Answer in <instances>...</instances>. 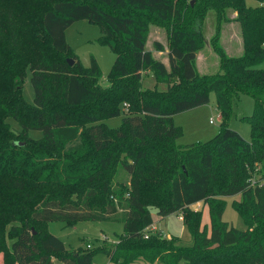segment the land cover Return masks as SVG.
I'll return each instance as SVG.
<instances>
[{"label": "trees", "instance_id": "1", "mask_svg": "<svg viewBox=\"0 0 264 264\" xmlns=\"http://www.w3.org/2000/svg\"><path fill=\"white\" fill-rule=\"evenodd\" d=\"M244 0H43L33 16L0 0V253L3 264H93L103 251L113 264H264V4ZM215 12L212 47L220 72L199 75L202 23ZM232 12L233 17L229 16ZM100 28L115 52L107 86L94 56L84 66L66 29L77 20ZM236 21L243 52L219 43L222 23ZM154 25L168 33L167 65L146 46ZM153 47L163 51L155 40ZM77 57L72 65L69 57ZM30 72L33 102L22 95ZM146 71L166 89L143 88ZM215 93L220 129L205 142L181 146L173 115L209 102ZM240 93L253 99L241 117L250 139L229 127ZM121 124L104 121L122 114ZM20 126L13 130L7 122ZM42 132L36 139L29 136ZM121 155L123 157H121ZM244 222L222 219L225 197ZM208 205L209 227L202 226ZM183 215L192 244L151 232V209ZM121 220L114 246L67 249L46 229L50 221ZM148 234L145 237V234Z\"/></svg>", "mask_w": 264, "mask_h": 264}, {"label": "rangeland", "instance_id": "2", "mask_svg": "<svg viewBox=\"0 0 264 264\" xmlns=\"http://www.w3.org/2000/svg\"><path fill=\"white\" fill-rule=\"evenodd\" d=\"M248 7H255L259 4L258 0H244ZM43 0H8V3L13 7L14 11H24L26 6L31 7L27 12L33 16L34 11H37V6L42 4ZM264 4V0L260 1ZM229 16H233L229 12ZM203 45L197 52L195 66L198 74H216L220 72L218 55L212 47V36L215 33V12L210 10L205 17L202 26ZM66 40L71 48V52L78 57L84 66H88L90 57L94 56L98 62L101 77L99 84L107 86V75L112 67L115 59L113 52L107 45L99 42L101 36L98 25L88 20H77L73 22L65 31ZM155 40L160 41L163 46V51H157L153 47ZM219 43L223 46L226 53L230 56H238L243 52L241 33L239 24L236 21H228L222 23ZM146 46L149 48L156 58L161 59L166 64L168 63V33L164 27L154 25L149 30L146 38ZM77 57H69L74 61ZM256 68L264 69V60L255 65ZM143 88H157L158 90L166 89L164 83L157 82L152 72L146 71L142 78ZM22 95L28 102H33L34 90L30 82V72H27L23 84ZM126 105L122 104V114L117 117H112L104 122L110 127H118L121 124V119L124 112H128ZM253 99L250 95L240 93L234 99L232 104L231 117L228 125L231 129L236 130L244 139H250V125L247 120L241 119L244 115H250L253 112ZM212 120V122H210ZM172 121L174 125L182 127L183 135L177 139L176 143L181 146H186L191 143L205 142L212 138L220 129V113L216 106L215 93L209 95V102L173 115ZM7 122L13 130L18 131L20 126L12 118H8ZM29 136L32 138L42 137L40 130L32 129L29 131ZM121 157H123L121 155ZM240 195L226 196L225 207L222 214V219L237 229H244L245 225L238 212L233 207V200H239ZM198 206L196 210H199ZM195 210V209H193ZM153 225L149 228L151 232H158L162 236L169 238L173 236L178 238V243L182 245L192 244V235L184 222L178 218L182 213L174 212L166 217L161 218L156 209L152 208ZM183 217V215H182ZM202 226L207 227V232H210L209 215L207 209L202 210ZM46 229L63 241L67 249L86 248L90 244L92 248H97L102 245L114 246L118 241V237L124 231L123 222L119 219L110 221H78L71 225H66L60 221H50L46 223ZM1 263V258H0ZM54 264H63L54 258ZM93 264H113L109 257L103 251H96L93 256ZM131 264H151L142 260H138ZM152 264H163L156 261Z\"/></svg>", "mask_w": 264, "mask_h": 264}, {"label": "crops", "instance_id": "3", "mask_svg": "<svg viewBox=\"0 0 264 264\" xmlns=\"http://www.w3.org/2000/svg\"><path fill=\"white\" fill-rule=\"evenodd\" d=\"M233 16H234V15H233ZM233 16H231V17H233ZM163 62H164V61H163ZM164 63H165V62H164ZM165 64H166V63H165ZM166 65H167V64H166ZM198 206L200 207L199 210H201V211L204 210V209H205V210L207 209V212H208V215H209L208 205L205 204V203H203V202H197V203H195V204H192V205H191V208H193V209L196 210ZM152 218H153V216H152ZM152 225H153V224H152ZM152 225H151V226H152ZM151 226H150V227H151ZM0 258H1V263H0V264H3V262H2V254H1V253H0Z\"/></svg>", "mask_w": 264, "mask_h": 264}, {"label": "built area", "instance_id": "4", "mask_svg": "<svg viewBox=\"0 0 264 264\" xmlns=\"http://www.w3.org/2000/svg\"><path fill=\"white\" fill-rule=\"evenodd\" d=\"M263 46H264V43H263ZM210 122H212V120H210ZM178 218L182 220L183 217H182L181 214H179V215H178ZM147 236H148V234L146 233V234H145V237H147ZM90 246H91L90 244H87V245H86V247H90Z\"/></svg>", "mask_w": 264, "mask_h": 264}, {"label": "water", "instance_id": "5", "mask_svg": "<svg viewBox=\"0 0 264 264\" xmlns=\"http://www.w3.org/2000/svg\"><path fill=\"white\" fill-rule=\"evenodd\" d=\"M191 1L193 2L194 0ZM67 62L72 65L74 63V60L72 58H67Z\"/></svg>", "mask_w": 264, "mask_h": 264}]
</instances>
